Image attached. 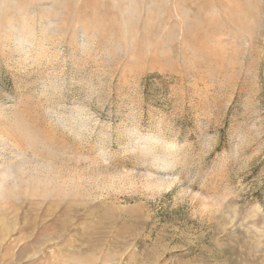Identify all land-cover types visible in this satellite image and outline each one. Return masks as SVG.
<instances>
[{
  "label": "rangeland",
  "instance_id": "1",
  "mask_svg": "<svg viewBox=\"0 0 264 264\" xmlns=\"http://www.w3.org/2000/svg\"><path fill=\"white\" fill-rule=\"evenodd\" d=\"M0 264H264V0H0Z\"/></svg>",
  "mask_w": 264,
  "mask_h": 264
}]
</instances>
